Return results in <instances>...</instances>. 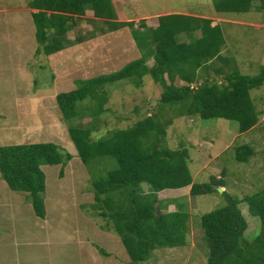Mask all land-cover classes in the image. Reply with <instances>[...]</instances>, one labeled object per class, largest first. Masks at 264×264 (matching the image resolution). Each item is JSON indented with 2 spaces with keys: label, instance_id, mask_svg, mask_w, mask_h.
<instances>
[{
  "label": "rangeland",
  "instance_id": "374dc122",
  "mask_svg": "<svg viewBox=\"0 0 264 264\" xmlns=\"http://www.w3.org/2000/svg\"><path fill=\"white\" fill-rule=\"evenodd\" d=\"M112 1L117 20L96 19L90 10L67 35L75 41L72 48L47 55L37 53L33 13L38 10L32 8L33 0H0V148L54 143L74 156L65 167L42 166L47 182L45 219L36 215L30 195L12 190L0 172V264H134L114 224L94 207L93 173L99 169H90L79 157L57 105L59 94L72 92L99 76L113 75L146 57V37L139 44L134 29L158 28L160 17L170 14L211 19L225 35L227 70L257 76L264 69V12L218 13L214 0ZM123 21L134 26L113 28ZM187 39L180 35L181 41ZM153 64L150 58L147 65ZM215 76L212 73L211 78ZM143 80L139 87L128 80L109 83L105 106L109 111L101 116L103 134L130 128L160 113L163 87L150 75ZM175 84L186 83L177 78ZM251 96L262 114L258 124L245 133H240L236 121L176 116L171 108L161 114L162 119L173 118L167 142L172 149H188L195 184L222 179L226 182L223 192L240 199L264 189V85ZM90 120L87 117L83 122L89 124ZM241 145H250L255 151L248 163L236 160V148ZM191 188L163 191L156 204L157 212L179 209L189 214L186 246L157 249L150 261L141 264H207L209 250L201 218L225 207L227 199L220 190L191 195ZM240 207L249 222L245 238L253 240L261 231V221L251 215L246 202Z\"/></svg>",
  "mask_w": 264,
  "mask_h": 264
},
{
  "label": "trees",
  "instance_id": "16d2710c",
  "mask_svg": "<svg viewBox=\"0 0 264 264\" xmlns=\"http://www.w3.org/2000/svg\"><path fill=\"white\" fill-rule=\"evenodd\" d=\"M254 1L214 0L218 13L264 12V0L260 5ZM31 6L38 10L33 13L37 53L44 51L47 55L75 43L67 35L88 11L107 23L118 18L112 0H33ZM212 23L211 19L183 14L161 16L158 28L133 30L139 44L146 37V57L113 75L99 76L57 96L58 109L68 124L79 157L90 169H99L93 173L94 207L114 224L134 264L150 261L157 249L187 244L189 214L179 209L157 212L161 192L192 187L191 195H207L226 187V182L218 178L211 183H194L188 149H172L168 145L167 129L173 118H161L165 108L174 109L176 116L236 121L240 133L252 130L262 114L255 107L251 92L264 85V69L257 76L227 70V57L223 55L225 35L220 25ZM117 24L115 30L134 26L133 22ZM148 32L149 37L145 36ZM182 34L188 39L181 41ZM150 58L154 64L149 67ZM212 73L216 74L213 79ZM147 75L164 89L160 113L130 128L103 134L101 116L109 111L105 107L110 96L109 83L128 80L139 87ZM177 78L186 84L176 85ZM87 117L91 118L89 124L83 122ZM76 120L79 123L72 124ZM254 154L250 145L236 148L239 163H248ZM73 158L54 143L1 147L0 172L12 190L30 195L36 215L45 219L47 182L42 166L65 167ZM110 163L113 168H109ZM222 195L226 196L227 205L201 218L209 250L207 264H264V189L243 199L226 191ZM244 202L251 215L261 221V231L253 240L245 238L249 222L240 207Z\"/></svg>",
  "mask_w": 264,
  "mask_h": 264
},
{
  "label": "water",
  "instance_id": "95a60500",
  "mask_svg": "<svg viewBox=\"0 0 264 264\" xmlns=\"http://www.w3.org/2000/svg\"><path fill=\"white\" fill-rule=\"evenodd\" d=\"M216 82L219 83L220 80H217ZM204 85H205V84H203V86H204ZM219 190H220L221 192H223L222 188H220Z\"/></svg>",
  "mask_w": 264,
  "mask_h": 264
},
{
  "label": "crops",
  "instance_id": "0c3cea01",
  "mask_svg": "<svg viewBox=\"0 0 264 264\" xmlns=\"http://www.w3.org/2000/svg\"><path fill=\"white\" fill-rule=\"evenodd\" d=\"M88 12H90V11H88ZM92 13H93V12H92ZM93 15H94V13H93ZM123 22H124V21H123ZM81 43H82V42H81ZM74 46H76V45H74ZM74 46H73V47H74ZM70 48H72V47H70ZM223 54H224V52H223Z\"/></svg>",
  "mask_w": 264,
  "mask_h": 264
}]
</instances>
